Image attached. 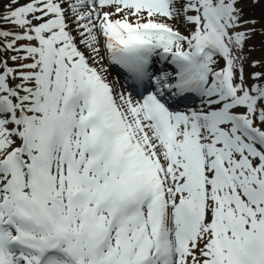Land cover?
Returning a JSON list of instances; mask_svg holds the SVG:
<instances>
[{
    "label": "snow or ice",
    "instance_id": "snow-or-ice-1",
    "mask_svg": "<svg viewBox=\"0 0 264 264\" xmlns=\"http://www.w3.org/2000/svg\"><path fill=\"white\" fill-rule=\"evenodd\" d=\"M248 2L0 0V264H264Z\"/></svg>",
    "mask_w": 264,
    "mask_h": 264
},
{
    "label": "rangeland",
    "instance_id": "rangeland-1",
    "mask_svg": "<svg viewBox=\"0 0 264 264\" xmlns=\"http://www.w3.org/2000/svg\"><path fill=\"white\" fill-rule=\"evenodd\" d=\"M241 7L244 8V18L246 19L254 18L259 22L261 20V17L264 16V3L252 4L251 2H248L242 4ZM2 10H3V5H0V11ZM256 27L258 29L257 35L254 36L248 42V44L245 46L244 49V55L247 57V60L244 63V70L246 77H250L251 73L253 72L264 71V65L259 67H254L251 63V61L253 60H264V47H262V44H264V36H262L259 33V28H260L259 23H257ZM182 31H186V30L182 28ZM220 66H223V61L220 62ZM117 75L118 73L114 71V74H112L111 78L116 77ZM120 81L121 83H124V80L121 77H120ZM249 83H251L250 79H249Z\"/></svg>",
    "mask_w": 264,
    "mask_h": 264
},
{
    "label": "bare ground",
    "instance_id": "bare-ground-1",
    "mask_svg": "<svg viewBox=\"0 0 264 264\" xmlns=\"http://www.w3.org/2000/svg\"><path fill=\"white\" fill-rule=\"evenodd\" d=\"M112 74H114V71L112 72ZM112 77V75L110 76V78ZM123 84V83H122ZM130 90V89H129Z\"/></svg>",
    "mask_w": 264,
    "mask_h": 264
}]
</instances>
